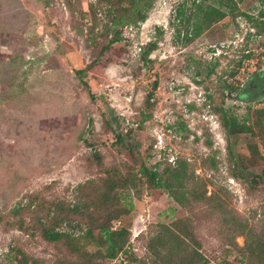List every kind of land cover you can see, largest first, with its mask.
Returning <instances> with one entry per match:
<instances>
[{"label": "rangeland", "instance_id": "374dc122", "mask_svg": "<svg viewBox=\"0 0 264 264\" xmlns=\"http://www.w3.org/2000/svg\"><path fill=\"white\" fill-rule=\"evenodd\" d=\"M92 1L0 0V211L11 220L13 206L31 193L69 198L79 182L108 170L137 172L140 163L163 170L182 162L188 173L184 203L142 178L131 193V213L113 223L130 231L125 251L95 263L164 264L154 238L162 223L182 218L198 240L189 241L191 250H199L206 264H262L248 257L246 244L264 240V178L249 183L234 176L214 107L223 103L242 117L264 106L225 87L242 86L264 70V0L237 1L236 15L227 12L191 40L177 14L182 8L190 17L196 1L156 0L146 20L124 26L122 40L99 60L82 33ZM154 41L143 59L144 46ZM91 63L86 77L96 100L75 72ZM155 81L154 107L145 119L144 99ZM112 128L130 134L131 152ZM233 140V151L247 158L249 144L257 143L263 159L256 165L264 169L263 141L246 134ZM191 188L205 189L210 198L193 197ZM12 248L35 264L71 256L65 246L0 223V263Z\"/></svg>", "mask_w": 264, "mask_h": 264}, {"label": "trees", "instance_id": "16d2710c", "mask_svg": "<svg viewBox=\"0 0 264 264\" xmlns=\"http://www.w3.org/2000/svg\"><path fill=\"white\" fill-rule=\"evenodd\" d=\"M155 1L94 0L90 2L88 12L83 13V15H89V18L86 22V30L82 33L87 45L97 49L95 60H99L106 51L113 48L115 43L122 40L124 26L137 25L146 20ZM195 1V11L190 17H185L186 12L182 8H179L177 14L179 20H186L185 38L187 40L199 36L206 27L221 20L227 12L236 15L239 10L237 1L241 0ZM259 17H264V9L260 10ZM156 46L155 41L144 46L142 58L147 60ZM91 66L92 63L75 72L88 90L90 98L96 100L97 96L91 91L86 77ZM213 70V67L209 69L208 75H211ZM236 73V70H233L231 76H235ZM157 84L158 82L155 81L152 90L144 99L145 119L151 116L154 107L152 99ZM225 87L240 91L242 86L226 84ZM214 109L219 113L228 139V160L233 166L234 176L249 183L259 182L264 178V169L258 170L256 165L260 159H263L257 143L249 144L251 156L247 158L233 151L231 139L234 137L235 141H233L236 143L242 135L246 134L250 137H258L264 142V106L248 108L245 116L242 117L236 114L235 109L225 107L223 103L215 105ZM112 130L118 144L131 152L133 145L128 140L130 134L126 132L124 134L114 128ZM208 144L212 145V142L208 141ZM142 178L151 187L167 191L179 204L184 203L188 173L182 162L179 163V167L172 166L170 163L163 170L158 166L148 167L145 163H140L137 172H133L130 168L125 173L108 170L105 176L88 178L84 182H79L73 187L69 198L46 199L39 192L31 193L25 203L20 201L13 206L10 211L11 220L7 219L9 215L0 211V223H6L9 227H15L29 235H41L46 241L56 246H65L71 256L61 258L57 264H96L94 258L97 257L115 259L120 252L125 251L130 240V231L124 226L114 227L113 223L131 213L134 207L131 193L142 184ZM189 191L199 200L210 198L205 189L200 191L197 188H191ZM160 227V234L156 235L154 243L156 242L157 249H155L161 253L164 264H206L199 250L195 248L191 250L189 241L198 244V240L188 220L179 218L171 224L162 223ZM89 247H94L95 250L90 251ZM247 248L249 258L264 264L263 239L258 236L256 241H247ZM36 262L37 260L25 251L12 248L0 264H35Z\"/></svg>", "mask_w": 264, "mask_h": 264}, {"label": "flooded vegetation", "instance_id": "af4514ba", "mask_svg": "<svg viewBox=\"0 0 264 264\" xmlns=\"http://www.w3.org/2000/svg\"><path fill=\"white\" fill-rule=\"evenodd\" d=\"M239 98L246 96L248 99H264V70L253 72L247 81L242 84Z\"/></svg>", "mask_w": 264, "mask_h": 264}]
</instances>
